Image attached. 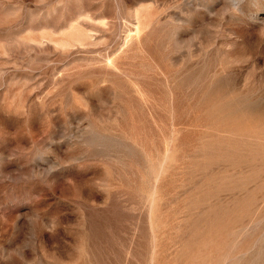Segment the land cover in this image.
Wrapping results in <instances>:
<instances>
[{"label":"rangeland","instance_id":"obj_1","mask_svg":"<svg viewBox=\"0 0 264 264\" xmlns=\"http://www.w3.org/2000/svg\"><path fill=\"white\" fill-rule=\"evenodd\" d=\"M0 264H264V0H0Z\"/></svg>","mask_w":264,"mask_h":264}]
</instances>
